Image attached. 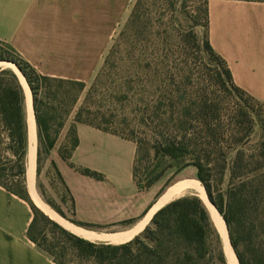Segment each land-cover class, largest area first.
Wrapping results in <instances>:
<instances>
[{"label":"rangeland","instance_id":"rangeland-1","mask_svg":"<svg viewBox=\"0 0 264 264\" xmlns=\"http://www.w3.org/2000/svg\"><path fill=\"white\" fill-rule=\"evenodd\" d=\"M205 9L202 0H136L129 17L115 32L95 77L64 85L57 100H44L48 105L43 110L44 119L57 143L48 151L37 130L35 186L42 202L58 216L64 218L61 211L67 219H74L71 196L58 174L57 161L71 153V131L81 110L83 120L102 124L136 143L135 181L139 187L160 181L165 192L179 179L181 167L192 166L187 156L170 158L164 149L170 141L188 144L187 132L195 118L205 125L212 163L228 162L219 188H229L230 167L237 157L242 163H264V103L237 92L226 82L224 66L204 44ZM13 59L9 49L0 45V60ZM66 127L67 136L63 132ZM255 178L258 181L248 185L232 216L233 236L244 252L247 238L254 251L264 249V167ZM235 182L238 191L243 190L241 182ZM192 194L198 196L192 189L183 195ZM31 203L41 213L36 230L39 240L43 231L49 244L66 241L67 237L44 218L65 228ZM66 259H74L71 252ZM67 260L66 264H73Z\"/></svg>","mask_w":264,"mask_h":264},{"label":"crops","instance_id":"crops-1","mask_svg":"<svg viewBox=\"0 0 264 264\" xmlns=\"http://www.w3.org/2000/svg\"><path fill=\"white\" fill-rule=\"evenodd\" d=\"M135 2L0 0V43L9 45L43 76L85 83L99 71L115 32ZM208 19L209 43L226 63L234 84L264 103V2L209 0ZM19 80L26 104L25 86ZM64 131L67 136L69 127ZM76 133L79 145L72 159L57 161L75 202V220L117 229L78 227L97 237L90 242L127 243L142 234L163 207L157 206L166 191L161 193L160 181L147 189L137 185V145L132 140L81 123L76 124ZM71 164L98 172L103 179L83 175ZM177 177L174 184L195 180L197 169L185 167ZM27 191L32 201L28 185ZM33 219L31 203L0 186V264H56L29 239ZM110 236L122 240L112 242Z\"/></svg>","mask_w":264,"mask_h":264},{"label":"trees","instance_id":"trees-1","mask_svg":"<svg viewBox=\"0 0 264 264\" xmlns=\"http://www.w3.org/2000/svg\"><path fill=\"white\" fill-rule=\"evenodd\" d=\"M202 1L206 6L205 22L208 28L209 0ZM243 1L264 2V0ZM132 16H134V12ZM204 44L207 50L224 66L226 82L233 86L237 92L246 94L234 84L231 72L227 68L226 63L214 52L209 43L208 35ZM0 45L8 48L15 57V59L7 61L17 66L31 90L38 137L40 140L43 139L45 141L47 150L52 151L56 146L57 138L52 137L48 123L44 119L45 113L43 110L48 106L45 105L44 100H57L62 94L61 91L64 85L81 82L43 76L23 60L9 45L5 43H0ZM83 112V110L79 111L75 119V124L71 131V153L68 156L63 155L65 161L72 159L73 152L79 145L76 124L81 123L112 133L103 127L102 124L83 120ZM27 123L25 95L20 80L13 70L8 68L0 69V186L31 203L26 179L29 139ZM190 126L192 127L187 132L190 136V142L185 144L170 141L165 144L164 155L174 159L186 156L190 158L188 164L197 169L198 180L205 188L209 200L226 222L231 243L239 263L264 264V249L260 250V252L254 251L252 241L249 238L245 240L247 243H245L247 247L245 252L240 249L241 245L239 246L233 236L235 223L232 219V216L236 214L235 209L238 200L240 201L242 196H246L245 190L248 185L258 181L255 177L261 168L264 167V163H242V159L237 157L230 167L231 184L224 191L219 188V185L225 179L228 171V162L212 163L210 160L207 143H205L206 129L203 121L195 118ZM217 150H220L217 153L224 154L222 149ZM71 166L83 175L98 180L103 179V176L98 172L88 168L76 167L73 164ZM183 168L185 167L183 166L179 170ZM58 174L66 186L59 171ZM134 176L136 178V168H134ZM218 177L219 181L217 180ZM235 181L241 182L239 187L243 185V190L238 191V184L236 185ZM153 184L154 182H150L145 187L140 188L147 189ZM16 188L19 190L18 192L14 190ZM66 189L68 190L67 186ZM71 203L74 219H67L64 213L58 211L69 222L92 231H110L112 228L77 222L75 220L76 207L72 196ZM31 206L34 212V219L29 228L28 237L40 250L48 254L56 264H66L65 260H67L66 257L70 252L74 259L67 261L73 264H227L221 238L210 212L204 202L193 194L182 196L168 203L153 216L150 224L142 234L120 245L90 242L75 234L68 233L47 217L44 219L64 234L67 240L49 244L48 237L43 231L39 233L41 235L39 240L36 230L41 213L32 203ZM55 250H61V252L56 253Z\"/></svg>","mask_w":264,"mask_h":264},{"label":"bare ground","instance_id":"bare-ground-1","mask_svg":"<svg viewBox=\"0 0 264 264\" xmlns=\"http://www.w3.org/2000/svg\"><path fill=\"white\" fill-rule=\"evenodd\" d=\"M12 69L13 72L17 73L21 79V81L24 83L25 86V91L27 95V101H26V113H27V125H28V131H29V148H28V157H29V162L27 163V185L30 188V192L32 195V201L33 203L43 212H45L47 215L50 217L56 219L65 229L68 231L72 232L73 234L82 237L87 240H95L97 237L91 233V231H87L85 229H82L71 222H68L64 220V218H61L58 216L53 210H51L42 200L39 198L38 194L36 193V157H37V125H36V120H35V113L33 109V98L31 95V90L30 88L27 87L25 83V78L19 71V69L11 62H1L0 61V69ZM16 74V75H17ZM17 75V76H18ZM18 77V78H19ZM194 190L197 192L198 197L204 202L206 205L208 211L210 212V215L213 217V219H220V222L222 224V218L221 214L218 212L217 208L211 203L209 200V197L205 191V188L203 185L200 183L198 180H189V181H184L181 183H176L173 186L169 187L167 191L164 193L162 198L159 201V204L157 207L161 206H166L168 203L173 201L175 198L182 196L186 191L188 190ZM162 207V208H163ZM159 211V210H158ZM157 211V212H158ZM101 238V237H100ZM99 238V239H100ZM112 242H117L122 240V238H116L111 237ZM225 241H226V247H225V254L227 258L232 256L235 260V263L237 264V259L235 254L233 253V249L231 248L230 241L228 234L225 235ZM228 258V259H229Z\"/></svg>","mask_w":264,"mask_h":264},{"label":"water","instance_id":"water-1","mask_svg":"<svg viewBox=\"0 0 264 264\" xmlns=\"http://www.w3.org/2000/svg\"><path fill=\"white\" fill-rule=\"evenodd\" d=\"M2 62H8V61H2ZM12 63V62H11ZM14 64V63H13ZM15 65V64H14ZM16 66V65H15ZM17 67V66H16ZM28 148H29V142H28ZM29 162V157H28V153H27V163ZM26 175H27V171H26ZM212 217V216H211ZM221 218H222V221H223V223L224 224H222L221 222H220V219H213V217H212V220H213V222H214V224H215V226H216V228H217V230H218V233H219V235H220V238H221V242H222V246H223V250H224V253H225V245H226V241H225V235L226 234H228V237H229V241H230V245H231V248L233 249V246H232V243H231V240H230V235H229V231H228V227H227V225H226V222L224 221V219H223V217L221 216ZM233 253L235 254V256H236V253H235V251H234V249H233ZM225 257H226V260H227V264H236L235 263V260H234V258L232 257V256H230V258L228 259L227 258V256H226V254H225ZM236 259H237V264H240L239 263V260H238V258H237V256H236Z\"/></svg>","mask_w":264,"mask_h":264}]
</instances>
